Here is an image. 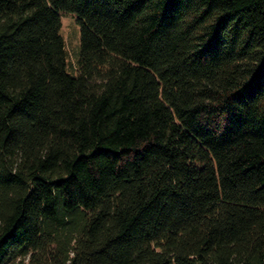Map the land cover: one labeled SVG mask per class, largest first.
Instances as JSON below:
<instances>
[{
  "label": "trees",
  "instance_id": "16d2710c",
  "mask_svg": "<svg viewBox=\"0 0 264 264\" xmlns=\"http://www.w3.org/2000/svg\"><path fill=\"white\" fill-rule=\"evenodd\" d=\"M0 264H264V0H0Z\"/></svg>",
  "mask_w": 264,
  "mask_h": 264
},
{
  "label": "rangeland",
  "instance_id": "374dc122",
  "mask_svg": "<svg viewBox=\"0 0 264 264\" xmlns=\"http://www.w3.org/2000/svg\"><path fill=\"white\" fill-rule=\"evenodd\" d=\"M62 34L66 39V47L70 53L71 63H76L81 47V26L77 21L76 13L67 11L62 13Z\"/></svg>",
  "mask_w": 264,
  "mask_h": 264
}]
</instances>
